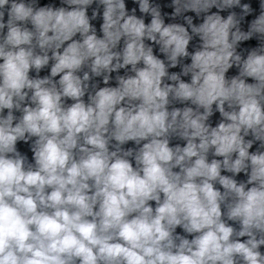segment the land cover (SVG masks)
<instances>
[{"label":"clouds","instance_id":"9594fccd","mask_svg":"<svg viewBox=\"0 0 264 264\" xmlns=\"http://www.w3.org/2000/svg\"><path fill=\"white\" fill-rule=\"evenodd\" d=\"M0 264H264V0H0Z\"/></svg>","mask_w":264,"mask_h":264}]
</instances>
